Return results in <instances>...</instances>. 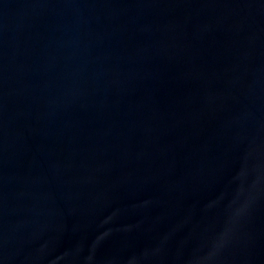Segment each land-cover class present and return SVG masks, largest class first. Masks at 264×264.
I'll use <instances>...</instances> for the list:
<instances>
[{"label": "water", "instance_id": "obj_1", "mask_svg": "<svg viewBox=\"0 0 264 264\" xmlns=\"http://www.w3.org/2000/svg\"><path fill=\"white\" fill-rule=\"evenodd\" d=\"M0 264H264V0H0Z\"/></svg>", "mask_w": 264, "mask_h": 264}]
</instances>
